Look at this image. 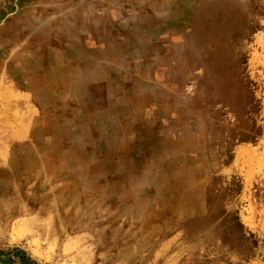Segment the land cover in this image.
Instances as JSON below:
<instances>
[{
	"label": "rangeland",
	"instance_id": "obj_1",
	"mask_svg": "<svg viewBox=\"0 0 264 264\" xmlns=\"http://www.w3.org/2000/svg\"><path fill=\"white\" fill-rule=\"evenodd\" d=\"M234 69L254 142L226 131ZM0 252L264 264V0H0Z\"/></svg>",
	"mask_w": 264,
	"mask_h": 264
},
{
	"label": "trees",
	"instance_id": "obj_2",
	"mask_svg": "<svg viewBox=\"0 0 264 264\" xmlns=\"http://www.w3.org/2000/svg\"><path fill=\"white\" fill-rule=\"evenodd\" d=\"M222 75L225 84L224 97L226 98L223 105L228 114L226 131L229 134V139L232 142H254L260 135L261 128L256 125L253 117L256 112V102L249 86L250 82L244 71L242 72L240 69H234ZM195 117L199 119L200 115L196 114ZM211 118L217 120L215 117ZM3 254V252H0V255ZM2 258H0V263L4 262ZM6 259L10 260V258Z\"/></svg>",
	"mask_w": 264,
	"mask_h": 264
},
{
	"label": "bare ground",
	"instance_id": "obj_3",
	"mask_svg": "<svg viewBox=\"0 0 264 264\" xmlns=\"http://www.w3.org/2000/svg\"><path fill=\"white\" fill-rule=\"evenodd\" d=\"M20 225V224H19Z\"/></svg>",
	"mask_w": 264,
	"mask_h": 264
}]
</instances>
